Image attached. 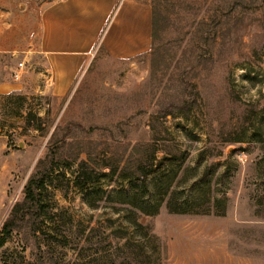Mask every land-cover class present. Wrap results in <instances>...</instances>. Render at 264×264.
Here are the masks:
<instances>
[{"label": "rangeland", "instance_id": "obj_1", "mask_svg": "<svg viewBox=\"0 0 264 264\" xmlns=\"http://www.w3.org/2000/svg\"><path fill=\"white\" fill-rule=\"evenodd\" d=\"M163 5L152 54L0 95V264H264V0Z\"/></svg>", "mask_w": 264, "mask_h": 264}, {"label": "crops", "instance_id": "obj_2", "mask_svg": "<svg viewBox=\"0 0 264 264\" xmlns=\"http://www.w3.org/2000/svg\"><path fill=\"white\" fill-rule=\"evenodd\" d=\"M150 48L151 8L138 0H0V95L64 98L98 49L131 59Z\"/></svg>", "mask_w": 264, "mask_h": 264}, {"label": "trees", "instance_id": "obj_3", "mask_svg": "<svg viewBox=\"0 0 264 264\" xmlns=\"http://www.w3.org/2000/svg\"><path fill=\"white\" fill-rule=\"evenodd\" d=\"M164 0H151L150 8H151V48L150 51L148 52L149 54L153 53V49L155 47V41L158 37V31L160 30V23L162 22L163 16L161 15L162 13V6ZM28 119V123L30 119H35L36 115L33 114L32 112H28L26 115ZM30 118V119H29ZM39 119V118H37ZM92 174H94V171L89 168V165L83 161L78 165V170L76 171L75 178H74V188L83 191L88 188L89 183H92ZM140 181L142 182L143 186H147V175L144 173L142 174V178H140ZM137 204H134L140 212L150 215L152 213L150 212H145L142 208H139L136 206ZM8 226L5 224L3 228L0 231V247L3 246V244L6 241V238L8 236Z\"/></svg>", "mask_w": 264, "mask_h": 264}, {"label": "built area", "instance_id": "obj_4", "mask_svg": "<svg viewBox=\"0 0 264 264\" xmlns=\"http://www.w3.org/2000/svg\"><path fill=\"white\" fill-rule=\"evenodd\" d=\"M22 66H23L22 63H19V64H18V68H19V69L22 68ZM13 77H14V80H18V78H19V73H14ZM51 81H52L51 75H48L46 82H47V83H51Z\"/></svg>", "mask_w": 264, "mask_h": 264}]
</instances>
